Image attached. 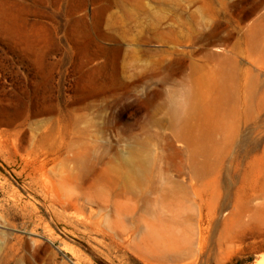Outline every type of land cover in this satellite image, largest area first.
Listing matches in <instances>:
<instances>
[{
  "label": "rangeland",
  "instance_id": "374dc122",
  "mask_svg": "<svg viewBox=\"0 0 264 264\" xmlns=\"http://www.w3.org/2000/svg\"><path fill=\"white\" fill-rule=\"evenodd\" d=\"M4 119L0 264H264V0H0Z\"/></svg>",
  "mask_w": 264,
  "mask_h": 264
},
{
  "label": "bare ground",
  "instance_id": "6f19581e",
  "mask_svg": "<svg viewBox=\"0 0 264 264\" xmlns=\"http://www.w3.org/2000/svg\"><path fill=\"white\" fill-rule=\"evenodd\" d=\"M183 117L185 118V116H183ZM177 118H179V117H177ZM182 122L183 121H181V123ZM186 124L188 125V123H186ZM186 124L184 123L185 126H183V127L187 128L186 127ZM4 125L7 126L10 129L15 128L14 125L9 121V119H4L3 121H0V126H4ZM181 126H182V124H181ZM187 129H189V127ZM139 168L132 165V166H130V170L129 171H130L131 174L140 175ZM142 174H143V172H142ZM141 177H143V175ZM163 177H164V175H163ZM61 183L62 184H54L50 180L43 179V185H44V187L46 189L47 196L51 200V203L58 205L61 210H63L64 212H66L67 213L66 216L68 215L67 218H68L69 221H71V222H77V223L81 224L82 226H84L85 228L92 229V228L98 227L99 224H100V217L98 216V214L100 212L98 211L99 212L98 214L95 213V210H93L92 207H89L88 204H86L84 202H81V199L78 196H76V195L72 194L70 191L66 190L64 188V185H63V181L62 180H61ZM163 184H165V183L163 182ZM166 192H168V191H166ZM108 220L110 221L111 219H107V221ZM111 221L114 222V220H111ZM61 250L63 252H66V253H70V251L68 249H66V248H61ZM72 254L73 253L71 252L70 255H72Z\"/></svg>",
  "mask_w": 264,
  "mask_h": 264
},
{
  "label": "trees",
  "instance_id": "16d2710c",
  "mask_svg": "<svg viewBox=\"0 0 264 264\" xmlns=\"http://www.w3.org/2000/svg\"><path fill=\"white\" fill-rule=\"evenodd\" d=\"M77 245H78L83 251H85L87 254L91 255V256L93 257L94 261L96 262V264H107V263H105L104 261H102L101 259H98V258H96L94 255H92L91 252H90V250H89L87 247H85V245L80 244V243H77Z\"/></svg>",
  "mask_w": 264,
  "mask_h": 264
}]
</instances>
